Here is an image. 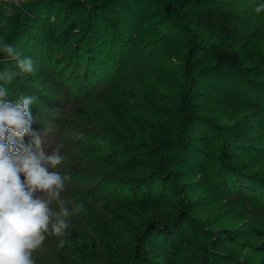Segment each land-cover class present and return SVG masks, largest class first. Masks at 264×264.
I'll use <instances>...</instances> for the list:
<instances>
[{
  "label": "rangeland",
  "instance_id": "obj_1",
  "mask_svg": "<svg viewBox=\"0 0 264 264\" xmlns=\"http://www.w3.org/2000/svg\"><path fill=\"white\" fill-rule=\"evenodd\" d=\"M72 1L21 0L17 7L12 0H0V40L11 45L17 42L19 51L27 49L35 57V71L29 74L34 79L33 85L29 86L28 80L20 75L6 85L2 81V87H7L9 100H18L21 95L36 97L30 107L33 116L30 127L42 137L45 151L57 144L63 145L61 154L65 160L57 171L70 180L65 182L62 197L72 208L87 200L109 227L122 235L121 224L104 209L103 203L135 221L134 215L118 205V200L130 197V193L122 182L110 184L103 177L97 178L87 161L89 155L99 157L112 151L113 142L131 139L115 122L107 99H112L127 113L159 119L158 104L167 95L185 94L196 102L199 114L211 121L214 131L238 123L250 124L253 130L264 127V62L255 56L264 54V11H255L264 0L218 1L233 12L237 27L235 48L244 59L245 78L241 87L233 88L202 76L195 90L192 82L181 74L186 64L184 48L173 45L156 52L153 40L159 34L143 27L156 19L153 15L158 4L154 0L146 1L136 10L141 23L133 32L130 46L128 42L125 44V48L129 47L126 59L120 55L117 60L103 57L95 62L85 56H75L64 62L63 59L72 56L80 44L76 41L82 36V32L77 36L68 31L64 16L62 20L57 19L59 3ZM75 1L90 6L100 0ZM9 9L12 15L7 14ZM75 14L74 11L65 16L72 18ZM3 62L4 71H19L5 57ZM251 101L260 102V109L249 108L247 102ZM134 130L140 138L142 134L137 128ZM217 145L208 150L210 158L219 153L220 143ZM261 145L264 148V142ZM231 164L240 171L260 176L258 167L238 154ZM204 179L199 173H191L179 180L185 183L181 186L182 199L190 202L187 213L198 241L184 254L188 264H264V200L250 192H236L222 183L219 186ZM75 215L79 220L81 211ZM66 232L63 237L46 235L32 254L35 264H61L55 251L61 239L72 246L87 238L100 248L95 234L82 221L75 222L70 217Z\"/></svg>",
  "mask_w": 264,
  "mask_h": 264
},
{
  "label": "trees",
  "instance_id": "obj_2",
  "mask_svg": "<svg viewBox=\"0 0 264 264\" xmlns=\"http://www.w3.org/2000/svg\"><path fill=\"white\" fill-rule=\"evenodd\" d=\"M146 1L100 0L90 6L75 0L60 2L57 19L62 20L64 16L69 32L83 33L79 40L76 39L80 44L72 56L70 54L63 61L75 56H85L95 62L103 57L117 60L120 55L126 59L129 47L125 48V44L128 42L130 46L133 32L141 23L136 10ZM218 1L154 0L158 4L153 15L156 19L143 26L152 34H159L153 40L156 52L173 45L184 48L186 64L181 74L192 82L194 90L202 76L233 88L241 87L245 78L244 59L235 48L237 27L233 12ZM74 11L76 14L72 18L65 16ZM16 43L12 46L22 57L35 58L27 49L19 51ZM5 55L0 52V72L4 71ZM255 56L264 62V54ZM21 76L28 80L29 86L33 85L34 79L29 74ZM194 102L185 94H169L158 104L161 117L152 119L127 113L112 99H107L115 122L131 139L113 142L112 151L99 157L89 155L87 161L97 178L103 177L110 184L124 183L130 197L119 199L118 205L137 220L115 212L104 202V209L121 224V235L109 227L87 200H81L79 203L84 206L81 218L78 220L73 214L71 220L84 222L95 234L100 248L87 238L72 246L65 244L61 248L57 244L55 251L61 264H188L184 254L198 241L187 213L190 202L182 199L181 186L185 183L179 180L191 173L203 175L207 183L217 182L219 186L222 183L236 192H250L264 200V148L261 145L264 127L253 130L250 124L238 123L214 131L211 121L199 114ZM247 105L259 110L261 103L251 101ZM134 128L142 134L140 138ZM23 140L27 144L31 137L25 134ZM218 143L219 153L214 159L210 158L208 150ZM237 154L253 162L260 176L230 165ZM67 206L72 209L71 205ZM53 208L58 210L55 204Z\"/></svg>",
  "mask_w": 264,
  "mask_h": 264
},
{
  "label": "clouds",
  "instance_id": "obj_3",
  "mask_svg": "<svg viewBox=\"0 0 264 264\" xmlns=\"http://www.w3.org/2000/svg\"><path fill=\"white\" fill-rule=\"evenodd\" d=\"M12 3L19 7L21 0ZM255 11H264V4L256 6ZM7 14L12 15V10ZM0 51L6 54L5 61L13 62L19 69L0 72L5 85L24 73H34L35 62L22 57L11 44L0 40ZM35 100L36 97L25 95L9 100L7 87H0V264H35L32 254L46 235H67L69 218L84 207L77 203L70 210L69 201L61 195L65 182L70 180L57 171L65 160L61 154L63 145L45 151L42 137L31 130L30 107ZM25 134L31 137L27 144L23 140ZM64 244L61 239L59 247Z\"/></svg>",
  "mask_w": 264,
  "mask_h": 264
}]
</instances>
